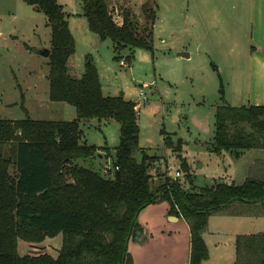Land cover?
Here are the masks:
<instances>
[{
	"label": "trees",
	"instance_id": "trees-1",
	"mask_svg": "<svg viewBox=\"0 0 264 264\" xmlns=\"http://www.w3.org/2000/svg\"><path fill=\"white\" fill-rule=\"evenodd\" d=\"M24 1L44 15L50 28L49 99L73 106L76 115L69 121L37 120L21 105L26 118L0 119V264H132L128 243L142 241L140 211L162 201L169 204V214L188 225V264H204L208 250L203 234L210 215L264 217V158L252 162L240 184L218 182L187 191L165 176L153 186L149 169L155 157L144 151L139 160L133 155L139 146L138 103L123 94H104L91 61L80 77H73L68 59L75 45L68 14L57 0ZM80 2L89 30L101 40L109 39L115 49L152 52V33L130 11L112 14L107 0ZM214 116L211 151L239 156L264 150V105L224 103ZM90 119L119 123L112 161L118 169L110 176L75 162L100 149L82 140L78 123ZM164 136L170 147V136ZM177 144L180 148V139ZM106 148L104 158L110 154ZM58 234L62 241L56 256L19 251L18 240L28 246ZM233 242V264H264V230L236 234Z\"/></svg>",
	"mask_w": 264,
	"mask_h": 264
},
{
	"label": "rangeland",
	"instance_id": "rangeland-1",
	"mask_svg": "<svg viewBox=\"0 0 264 264\" xmlns=\"http://www.w3.org/2000/svg\"><path fill=\"white\" fill-rule=\"evenodd\" d=\"M57 1L68 14L74 39L75 50L68 59L70 74L80 77L85 63L91 61L104 94H123L138 103L139 146L133 155L139 160L144 151L155 157L149 169L153 186L165 176L172 178L177 170L180 176L175 179L185 189L197 190L212 182L238 183L244 178L253 158L263 150L250 149L239 156L217 154L210 144L218 105L264 103V49L257 47L264 43V0H107L112 14L128 10L140 27L150 30L152 52L115 49L109 39L101 40L89 30L80 0ZM49 48L50 28L41 12L24 0H0V119L26 118L21 105L32 119H74L73 106L49 99L48 58L41 54ZM142 82L150 85L143 98L137 92ZM78 126L82 140L106 145L110 154L109 159H100V152L105 155L100 148L95 156L77 159L76 164L100 173L103 165L112 167L119 123L90 119ZM164 132L171 138L170 149L164 144ZM177 138L182 141L180 148ZM179 149L181 157H176ZM161 205L154 209L160 211ZM207 227L205 264H233V238L263 231L264 217L213 214ZM156 238L163 243V236ZM61 241L58 234L41 244L26 246L18 240V245L21 254L44 250L56 256ZM132 246L129 251L135 256ZM163 250L161 264H175L183 254L180 249L166 252L165 245Z\"/></svg>",
	"mask_w": 264,
	"mask_h": 264
},
{
	"label": "crops",
	"instance_id": "crops-1",
	"mask_svg": "<svg viewBox=\"0 0 264 264\" xmlns=\"http://www.w3.org/2000/svg\"><path fill=\"white\" fill-rule=\"evenodd\" d=\"M260 44L261 45H257V47L259 49L263 50L264 49V43L261 42ZM248 105H264V103H248L245 106H248ZM178 139H180V138H177V140ZM105 143L106 142L104 141L103 144H105ZM181 144H182V141H181ZM105 146L106 145L97 146V147L102 148L103 149L102 151H104V154H105L106 153V151L104 150ZM168 149H170V148H168ZM112 150H113V152L115 151V149H112ZM246 151H244L240 155H243ZM100 153L98 156L101 159L103 157V155H101L102 153L101 154ZM180 153H181V150L179 152H177L175 156L181 157ZM261 154L262 155H260V156H255L253 158V160L251 161V164L255 159L264 158V150L261 152ZM107 159H109V157H107ZM186 168H188L187 165H186ZM176 172H179V170L175 171V173ZM179 176H180V172H179ZM245 176H246V174L244 175V178H245ZM172 178H174V176ZM244 178L241 179L236 184H240L244 180ZM190 183L191 182L188 180V184H190ZM180 184L182 185V183H180ZM212 184H213V182H212ZM183 187L185 189L186 186L183 185ZM185 190L192 191L195 189L186 188ZM162 203H163V205H161L160 211L154 209L155 208L154 205L162 204ZM152 207H153V209H152ZM168 210H169V204L166 201H162V202L151 204V205L147 206L145 208V210L139 214L138 219H139V222L141 223V225L143 226V229L145 230V236L144 235L142 236V238H141L142 241L140 243H135L132 241H130L128 243V252L132 258V264H137V261H135V259H138L139 261L141 260V264H161V260H162L161 257H162V254L164 252L163 245H165L168 249V250H166V252L169 250H172V249H175V250L180 249L183 251V254L180 256V258L175 260V264H183L184 262H186V264H188L189 252H190V235H189L188 225L184 221V219L179 218L175 215L169 214ZM151 213H153V214H151ZM145 214H148V215H147V217H145L144 220H142L141 218ZM169 216H175V217H177V219L169 218ZM249 217H253V216H249ZM257 217H261V216H257ZM206 232H207V230L204 232V235ZM157 235L164 237L163 243L160 241V239L156 238ZM182 235H183V238H182ZM233 240H234V238H233ZM129 244L133 245L132 250H133L135 256H133L131 254V252L129 251V249H130ZM204 264H205V262H204Z\"/></svg>",
	"mask_w": 264,
	"mask_h": 264
},
{
	"label": "built area",
	"instance_id": "built-area-1",
	"mask_svg": "<svg viewBox=\"0 0 264 264\" xmlns=\"http://www.w3.org/2000/svg\"><path fill=\"white\" fill-rule=\"evenodd\" d=\"M121 64H124V61L123 59H121ZM150 85L149 83L147 82H142L140 83V85H138V89H137V92H138V96H140L141 98L145 97V89L148 88ZM118 169V167H109L108 165H103L101 168H100V171H101V174L104 175V176H110L112 175V173ZM179 176V172H176L175 175H174V178H177Z\"/></svg>",
	"mask_w": 264,
	"mask_h": 264
},
{
	"label": "water",
	"instance_id": "water-1",
	"mask_svg": "<svg viewBox=\"0 0 264 264\" xmlns=\"http://www.w3.org/2000/svg\"><path fill=\"white\" fill-rule=\"evenodd\" d=\"M41 54H42V56H48V54H49V49H44V50L41 52ZM178 55H181V54H178ZM144 210H145V208L142 209V210L140 211V213H142ZM169 218L177 219V217H175V216H169ZM143 235L145 236V230H143L142 236H143ZM183 264H186V262H184Z\"/></svg>",
	"mask_w": 264,
	"mask_h": 264
}]
</instances>
